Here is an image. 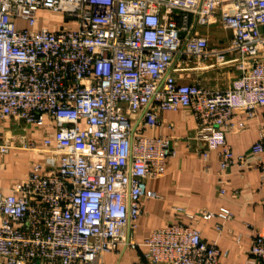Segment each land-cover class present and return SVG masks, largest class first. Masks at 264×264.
<instances>
[{"label":"built area","instance_id":"obj_1","mask_svg":"<svg viewBox=\"0 0 264 264\" xmlns=\"http://www.w3.org/2000/svg\"><path fill=\"white\" fill-rule=\"evenodd\" d=\"M42 10L76 20L77 29L37 30ZM216 16L232 33L221 52L197 32ZM211 56L239 72L228 89L180 82L184 63ZM259 107L264 0H0V121L42 130L47 155L9 194L0 187V264H100L127 250L142 251L138 264H219L228 253L180 222L143 243L132 238L143 201L158 198L147 181L162 178L176 154L170 138L143 130L159 127L165 112L190 109L202 160L217 152L223 196L234 165L259 170L264 185V163L249 165L227 141L245 128L234 114L252 118ZM13 149L36 151L25 136L8 137L0 157ZM252 152L264 153V142ZM189 218L219 219L221 233L233 215ZM250 254L264 264V234L253 235Z\"/></svg>","mask_w":264,"mask_h":264},{"label":"crops","instance_id":"obj_2","mask_svg":"<svg viewBox=\"0 0 264 264\" xmlns=\"http://www.w3.org/2000/svg\"><path fill=\"white\" fill-rule=\"evenodd\" d=\"M215 19L214 24L221 25L219 17ZM213 26L199 28L197 32L208 39L212 51H225L232 33L225 30L219 33ZM235 57L234 53L225 54L226 60ZM192 60L181 66L187 71L180 82L215 90V80L220 75L216 57L211 56L206 61L196 59L198 62L194 63ZM228 69L234 72L221 90L228 89L239 75L235 67ZM233 121L245 126L241 132L227 135L234 155L244 156L252 166L264 163V153L255 155L252 152L257 142H264V107L257 108L252 118L244 112H236ZM197 130L198 124L188 108L165 112L161 115L159 127L143 130V135L147 137L170 138L176 154L167 160L162 178L147 181L148 191L155 193L158 198L143 201L142 216L131 236L137 243H143L156 230L180 222L192 226L201 233L204 241L217 243L223 253H228L221 257L219 264H260L250 254V250L253 235L264 234V185L261 173L257 169L232 166L226 174V194L220 195L217 152H209L207 162L202 160L205 147L195 138ZM22 136L35 144L36 151L13 149L0 157V187L5 194H9L15 184L23 182L33 164H44L47 160L42 130L27 128L10 120L0 121V143L8 137L17 143ZM177 208H185L186 214L178 212ZM221 209H227L233 215L231 221L224 223L221 233L215 230L216 225L222 224L219 219L204 221L201 218H189L202 210L218 213ZM141 257V250H127L120 255L109 253L103 256L100 264H138Z\"/></svg>","mask_w":264,"mask_h":264},{"label":"rangeland","instance_id":"obj_3","mask_svg":"<svg viewBox=\"0 0 264 264\" xmlns=\"http://www.w3.org/2000/svg\"><path fill=\"white\" fill-rule=\"evenodd\" d=\"M214 22L215 20H212V23ZM23 25H24L23 23L20 24V26L22 27ZM64 27L77 29L78 27L77 21L73 19L69 20L65 15L61 13H54L46 10H42L38 13V25L36 27L37 30L48 29L51 31H58ZM199 28H205V27H198L197 29ZM212 28L219 33L224 32V29L220 24L219 25L217 24ZM194 62H198V61L196 59H193L192 63ZM228 67L229 65H221V64L217 65L220 75L218 76V79L215 80L217 84L215 90H221V87L224 86V84H227L228 81L230 80V75H232L234 71L229 72Z\"/></svg>","mask_w":264,"mask_h":264}]
</instances>
